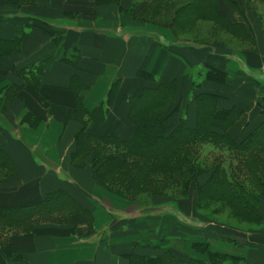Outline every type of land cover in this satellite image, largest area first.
<instances>
[{
  "label": "crops",
  "instance_id": "obj_1",
  "mask_svg": "<svg viewBox=\"0 0 264 264\" xmlns=\"http://www.w3.org/2000/svg\"><path fill=\"white\" fill-rule=\"evenodd\" d=\"M136 2L0 0V212L21 218L16 226L0 220V264H145L166 250L187 261L198 258L191 247L202 242L214 253L264 264V229L212 228L196 214L194 189L189 205L174 202L156 220L141 213L143 204L136 208L99 186L94 146L78 151L81 131L131 141L127 98L173 80L180 108L168 126L181 118L196 126L195 94L218 95L219 109H241L227 133L237 143L264 121V82L237 68L233 52L182 44L168 27L134 14ZM244 9L245 16L230 3L221 7L230 23L250 29L255 46L242 58L264 72V24ZM208 71L223 82L205 78ZM211 173L199 176V186ZM152 204L166 209L169 201ZM260 211L264 218V195Z\"/></svg>",
  "mask_w": 264,
  "mask_h": 264
},
{
  "label": "trees",
  "instance_id": "obj_2",
  "mask_svg": "<svg viewBox=\"0 0 264 264\" xmlns=\"http://www.w3.org/2000/svg\"><path fill=\"white\" fill-rule=\"evenodd\" d=\"M179 3L184 4L182 6L176 5L177 8L175 7V9L169 7ZM225 3H230L240 14L245 16L244 8L248 9V4L243 5L241 0H141L136 3L134 12L139 7L146 6L147 9L149 6L151 15L154 17L172 15L170 23L176 29L175 31L187 32L194 25L193 23L202 20L214 22L219 28L229 31L233 36L251 39L252 35L249 33V28H245L244 33L242 25L230 23L222 13L221 7ZM150 10H148L149 13ZM134 14L137 15V13ZM189 38L181 37L178 40L182 44L195 46L209 43L194 41L195 39ZM234 58L232 62L247 77L258 82H264L263 71L249 69L240 55ZM198 69L200 70L197 71V74L203 71L202 68ZM138 76L142 79L154 80L152 75L145 71H140ZM201 76H203L202 73ZM205 78L223 82L218 73L210 71L206 72ZM193 84L196 89L199 86L198 80L194 81ZM194 99L197 107L196 126L190 128L187 118H181L179 125L173 126L175 127L173 128L172 125L168 126L167 122L171 115L180 108V104L177 102L176 81L158 84L153 89H143L140 93L127 98L130 106L129 120L136 127L135 135L131 141H119L112 135L95 138L84 135L85 133L81 131L77 138V141L78 139L80 141L78 151L84 152L94 146L97 181L103 176L105 177L104 181H106L112 179L103 175V172L118 169V166H121L120 163L127 160L132 164L142 162L151 165L152 171L157 170L171 179L188 174L198 177L200 174H198L197 163L192 159L190 151H196L202 145H212L226 150L231 153L230 165L225 166L228 167L225 168L223 161H219L212 170L208 181L202 186H198L199 193L201 196L206 195L211 199L225 203L238 217L247 222H261L263 220L260 211L262 195L253 193L254 188L259 189V187L253 183L249 189L246 184L258 180L260 177L257 172L259 168L264 171V121L243 141L237 143L227 133L241 118L243 114L241 109L236 107L230 110L219 109V97L216 94H195ZM260 108L264 117V107L260 106ZM111 151L114 153L111 154L112 156L110 155ZM233 163H236L235 168L244 180L241 181L235 175L236 172L231 169ZM141 173L142 169H138V172L131 177V181L127 182L129 184L127 187H132ZM259 174L264 175V173ZM112 177L114 176L111 175ZM262 183V188H264V182L262 181L261 185ZM141 202L145 207V213L152 212L162 205L153 206L149 199ZM172 203L174 202H169L166 206L173 208ZM5 213L0 212V220L2 219L5 224L16 226L21 222L18 215ZM154 214H156L153 215L156 220L161 219L162 213ZM192 250L198 253L200 250V252L207 254L208 260L190 259L183 261L177 258L171 250H166L160 259L147 260L145 264H247L245 259L214 253L209 250L207 244H193Z\"/></svg>",
  "mask_w": 264,
  "mask_h": 264
},
{
  "label": "rangeland",
  "instance_id": "obj_3",
  "mask_svg": "<svg viewBox=\"0 0 264 264\" xmlns=\"http://www.w3.org/2000/svg\"><path fill=\"white\" fill-rule=\"evenodd\" d=\"M141 0H137L136 3H139ZM244 1L245 4H248V10L254 13L256 16H259L264 24V0H241ZM184 3L174 4L169 7L172 9L177 8L176 5L182 6ZM139 7L136 9L135 13H137L138 17L142 18L148 24L156 26H161L165 28H169L172 35L175 38L179 39L181 37H185L187 39H195L194 41H201L205 43L202 47L213 44L218 46L222 49H226L227 51L233 52V56H243L244 52L247 50H253L255 43L251 39H243L242 36H233L229 31L219 28L214 22L211 21H199L197 20L196 23L190 28L189 31H175L176 29L174 26H171V18L172 15L168 16H157L154 17L151 15L150 7L147 6ZM150 10V13L149 11ZM158 15H161L158 13ZM182 17V16H181ZM173 27V28H172ZM200 43V42H197ZM233 57V58H234ZM113 155V151H111L110 155ZM111 155V156H112ZM190 155L192 159L197 163L198 174L205 175L212 171L216 165H218L219 161H223L224 167L227 166L225 163H231V153L227 152L226 150H222L220 148H216L214 146L209 145H202L200 148L190 151ZM115 156V155H114ZM113 156V157H114ZM121 166H118V169H114L111 171L103 172L107 178L112 180L104 181L105 177L99 178L98 184L103 189L106 190L111 196H116L122 201L126 202H136V208L140 207L146 199L151 200L152 202H159V201H169V202H177L182 201L183 204L189 205V194L191 189H194L196 192V214L197 216H201L206 219L212 228H231V229H238L241 233L248 232L251 235L255 234V231L263 230L264 229V218L259 223H251L247 222L240 217H238L234 211L229 208L225 203L216 201L215 199H211L208 196H201L198 190V178L199 176H194L188 174L186 176H177L176 179L169 178L166 174L161 173L159 171H152V166L150 167L146 163L137 162L132 164V162L123 161L120 163ZM230 165V164H229ZM228 165V166H229ZM236 163L231 166V169L235 171V175H237L240 180H244L243 176L241 177L238 170L235 168ZM228 168V167H225ZM138 169H142V173L136 181H134L132 187L129 186V180L131 177L138 172ZM101 172V171H100ZM258 175L260 176L256 182H250L251 184H245L250 189L252 184L254 183L256 187L259 189H255L253 193L257 195H264V188H262L264 182V175L259 173H264V171L260 170ZM229 173V170H228ZM108 175H110L108 177ZM111 175L114 177L111 178ZM168 177V178H167ZM179 177V178H178ZM131 181V180H130ZM145 183H143V182ZM128 182V183H127ZM261 201V199H260ZM120 205V202H119ZM112 207V205H111ZM135 207V206H134ZM132 207V208H134ZM141 213H145V209H141ZM172 208L166 206V209H158L156 208L154 211L149 212V214L153 213H161L163 211L169 212ZM131 208L125 209L122 211L123 215L129 213ZM193 211V209H192ZM140 211L137 213L139 214ZM134 215V214H133ZM210 220V221H209ZM148 223H150L148 221ZM156 227V224H155ZM243 230V231H242ZM203 237V234H202ZM201 245H206L205 242H202ZM192 248V247H191ZM188 253H191V249L189 247L186 248ZM199 254L196 251L195 254H198L197 260H199L200 256H202L203 260L207 261L208 257L207 254L200 252ZM190 259H196V256L190 257Z\"/></svg>",
  "mask_w": 264,
  "mask_h": 264
}]
</instances>
